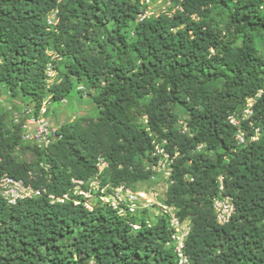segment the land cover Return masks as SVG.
<instances>
[{
  "label": "trees",
  "instance_id": "obj_1",
  "mask_svg": "<svg viewBox=\"0 0 264 264\" xmlns=\"http://www.w3.org/2000/svg\"><path fill=\"white\" fill-rule=\"evenodd\" d=\"M180 8L136 23L143 0H0V85L36 108L82 85L98 110L61 125L63 139L44 151L24 145L19 127L5 128L0 115V172L61 195L71 179L91 178L103 157L111 182L136 188L149 179L140 163L153 162L161 144L174 158L166 203L191 224L189 264H264V56L255 43L264 36V0H180ZM212 8L229 14L224 30ZM48 51L61 57L50 88ZM258 90L253 126L243 124L238 145L226 118ZM175 106L187 117L178 119ZM254 127L263 136L252 142ZM20 145L38 156L35 167L13 156ZM219 178L235 208L223 226L212 210ZM169 238L166 220L152 222L147 210L129 220L100 205L89 211L36 198L9 206L0 198V264H176Z\"/></svg>",
  "mask_w": 264,
  "mask_h": 264
},
{
  "label": "built area",
  "instance_id": "obj_2",
  "mask_svg": "<svg viewBox=\"0 0 264 264\" xmlns=\"http://www.w3.org/2000/svg\"><path fill=\"white\" fill-rule=\"evenodd\" d=\"M145 2V3H144ZM147 6L145 11L137 15L136 23L149 19L150 0H144ZM59 21L58 10L49 13L46 24L49 28L55 27ZM49 61L45 67V83L50 88L58 83L57 72L54 68V62L61 59L56 52L48 51ZM78 89L85 93L83 86ZM263 90H258L254 96L248 97L242 110L229 114L226 118L227 123L235 129L234 140L238 145L246 142V131L242 127L248 123L253 126L251 119L253 117V108L256 101L261 97ZM59 103L65 104L66 99H62ZM52 105V95L46 96L36 108L35 103H23L19 115L14 117V125L19 127L20 140L24 145L36 148L40 151L48 149L53 144L63 139L60 132L61 125H54L50 120V109ZM49 116V117H48ZM145 118V117H144ZM182 125V133L187 131L184 123ZM263 136L259 127H254L252 134L249 136L250 141L255 142ZM198 146L197 149H201ZM155 160L144 167V171L149 174L148 182L152 185L146 190L137 189L125 184H114L110 178L106 176L109 170L108 161L99 157L95 163V174L87 180L71 179L70 187L61 195L49 193L43 186L35 187L32 182H25L22 179H16L6 173L0 172V198L9 206L15 205L19 201L33 200L36 198L47 199L50 205L72 203L74 206H83L85 209L92 211L94 207L100 205L113 210L116 215L125 219L141 215V211L147 210L151 220L163 218L167 222L170 238L166 245L172 248L175 255L176 264H189V258L185 254V240L191 230V224L187 219H181L177 209L166 203V196H161V188L159 178H161L166 188L172 184L171 177L173 174L174 158L162 147L161 144H155L152 152ZM46 173L49 167L40 164ZM31 180H36L34 172L28 173ZM47 175V179H49ZM186 179H193L186 176ZM219 193L212 199V210L216 223L223 226L230 222L235 213L232 198L222 194V179L219 178ZM166 194V193H165ZM148 226L151 225L150 220H146ZM133 230H138L140 225L135 222L130 223Z\"/></svg>",
  "mask_w": 264,
  "mask_h": 264
},
{
  "label": "rangeland",
  "instance_id": "obj_3",
  "mask_svg": "<svg viewBox=\"0 0 264 264\" xmlns=\"http://www.w3.org/2000/svg\"><path fill=\"white\" fill-rule=\"evenodd\" d=\"M144 1V0H143ZM145 3V2H144ZM147 8V6H146ZM180 0H150L149 13H151L150 18H155L160 14L172 15L175 12L180 11ZM264 12V9H262ZM210 19L218 29L224 30V26L229 21V14L225 10H220L217 8H212L209 14ZM208 17V19H209ZM195 20H200L195 18ZM227 35V34H226ZM257 50L264 56V36L257 37L255 40ZM240 45V41L236 43V46ZM64 67L61 66V71H64ZM82 85H78L74 88L71 94L66 98V103H52L49 107L50 109V120L54 125H65L73 122L80 121L84 117L95 118L98 115V110L94 103L91 101L90 97L81 93L78 89ZM84 87V86H83ZM85 88V87H84ZM87 91V89L85 88ZM23 101L21 98H13L7 91V89L0 85V115L3 116L5 128L10 129L14 124L15 115H19ZM174 113L178 119H183L187 117L185 111L180 107H174ZM48 116V117H49ZM13 156L21 161L34 166L38 163V156L33 152L27 150L24 145H20L13 150ZM145 167L147 163L144 161L140 163ZM159 184L157 185L161 188V196L165 197L167 191L165 182L159 178ZM152 185L149 183H139L136 185L137 189L146 190Z\"/></svg>",
  "mask_w": 264,
  "mask_h": 264
}]
</instances>
